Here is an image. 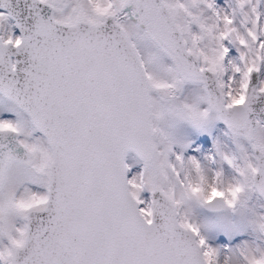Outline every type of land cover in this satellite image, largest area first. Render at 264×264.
<instances>
[{
	"label": "snow or ice",
	"instance_id": "obj_1",
	"mask_svg": "<svg viewBox=\"0 0 264 264\" xmlns=\"http://www.w3.org/2000/svg\"><path fill=\"white\" fill-rule=\"evenodd\" d=\"M262 72L264 0H0V264L264 259L223 255L190 210L264 197ZM214 121L236 145L217 142L226 188L171 133Z\"/></svg>",
	"mask_w": 264,
	"mask_h": 264
},
{
	"label": "rangeland",
	"instance_id": "obj_2",
	"mask_svg": "<svg viewBox=\"0 0 264 264\" xmlns=\"http://www.w3.org/2000/svg\"><path fill=\"white\" fill-rule=\"evenodd\" d=\"M221 7H228V0H217ZM230 58L238 60L239 51L230 45ZM259 79H264V72ZM176 141L174 148L177 153H183L186 158L195 156L202 164L214 174L223 170L227 179L233 178L235 170L223 162L217 153V142L222 144L227 151H235L236 145L223 124L214 121L204 128H198L188 122H180L171 129ZM126 162L130 165L129 177L143 170L144 162L133 152L129 151ZM145 197L150 198L145 191ZM193 219L201 225L203 235L214 248L223 255L234 254L246 243L251 245H264V235L257 228V221L264 215V199L255 193H250L245 203L235 211L227 207L221 210H208L196 201L190 204Z\"/></svg>",
	"mask_w": 264,
	"mask_h": 264
},
{
	"label": "clouds",
	"instance_id": "obj_3",
	"mask_svg": "<svg viewBox=\"0 0 264 264\" xmlns=\"http://www.w3.org/2000/svg\"><path fill=\"white\" fill-rule=\"evenodd\" d=\"M192 179H193L194 182H197V178L195 176H193ZM223 179H224L223 187H225V188L227 187V185L229 183H234L233 181L227 179L225 176L223 177ZM205 187H206V185H205ZM234 192H235V195H232L231 198L236 200L237 197H239L241 195V192L236 191V186L235 185H234ZM257 264H264V259L257 258Z\"/></svg>",
	"mask_w": 264,
	"mask_h": 264
},
{
	"label": "water",
	"instance_id": "obj_4",
	"mask_svg": "<svg viewBox=\"0 0 264 264\" xmlns=\"http://www.w3.org/2000/svg\"><path fill=\"white\" fill-rule=\"evenodd\" d=\"M259 76V74H257V80H258V77ZM261 107H264V104H257V105H255V108H256V111L259 113L260 112V108ZM260 115H264V113H260ZM221 124H223V126L227 129V130H229L228 129V127H227V125L223 122V121H219ZM131 152H133L141 161H143L139 156H138V154L135 152V151H131ZM127 157V156H126ZM144 162V161H143ZM149 195L151 196V193L149 192ZM263 199H264V197H262ZM204 207V206H203ZM205 209H208V210H221V209H223V208H209V207H204ZM225 208V207H224Z\"/></svg>",
	"mask_w": 264,
	"mask_h": 264
}]
</instances>
